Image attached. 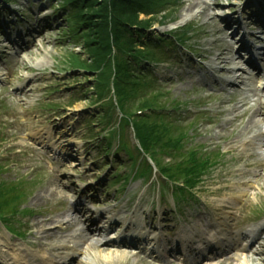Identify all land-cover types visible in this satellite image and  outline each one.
<instances>
[{"label":"rangeland","instance_id":"1","mask_svg":"<svg viewBox=\"0 0 264 264\" xmlns=\"http://www.w3.org/2000/svg\"><path fill=\"white\" fill-rule=\"evenodd\" d=\"M173 1V8H167L154 19L151 31L154 34H166L178 26H185L181 33L186 39V48L192 53L178 47L173 60L170 58L168 62L165 57L166 64L156 67L159 79L157 84L161 87L154 86L150 90L154 92L159 105L171 107L179 102L182 106L181 111L179 105L174 106L181 116L179 121L172 118V126L169 127L174 138L193 127L188 138L191 147H205L206 152L219 155V163L195 190L191 201L178 202L176 207L170 189L164 188L162 191L159 186L160 176L155 174L148 182L136 179L127 183L126 190L117 191L118 184H110L108 191H105L111 168L109 166L103 169L100 165L102 160H110V156L105 158L98 150L101 147V136L98 138L97 134L100 133L101 124L97 121L94 126L89 121L102 109L98 104H90L94 96L87 92L88 87L93 84L94 74L82 73L71 66L75 63L73 53L80 60H87L88 53L84 50L85 37L81 39L72 35V30L67 27L66 12L61 8L62 0H15L9 11H5V6L0 2V28L12 24L15 25L12 26V32H27L29 29L28 32L33 34L32 43L18 55L0 52V163L1 166H6L2 179L31 184L30 187L25 185L26 192L29 191L18 202V208L27 207L35 213L12 218L17 220H11L10 224L24 234L22 238L11 235L0 223V253L6 254L7 260L13 256L23 261L26 256L33 264L42 261L45 256H65L68 253L65 241L78 228L91 229L99 224L98 227L106 231L109 222L115 219L126 222L137 219L140 229L144 222L142 216L146 215L147 221L155 217L157 223H160V218L169 221L172 219L176 224L175 228L182 232H202L205 230L203 226L208 222L214 225L229 224L232 229L239 231L252 221L264 218V160L258 164L260 156L254 150H245L242 145L229 154L226 151L229 144L222 140L223 137H211L217 133L225 137L231 131L229 128L235 124L226 122L225 124L230 125L221 130L219 125L225 120L230 121L235 113L225 111L220 116L215 114L217 110L241 105L239 100H235L234 105H218L221 100H228L231 92L235 95L238 91V98L248 100L252 110L256 108L253 103L256 101L254 92L246 91V84L250 82L245 81L244 84H239L240 88L234 90L226 88L224 93H214L222 88L218 84H222L223 78L233 77L225 69L235 65H231L230 60L226 59L222 63L225 69L219 71L222 65L215 60V56L220 47L236 40L239 34L232 32L239 30L237 20L249 26L253 20L264 15V0H204L206 4H197V0ZM212 3L215 5L208 9ZM15 15L19 19L13 22ZM184 15L187 17L179 20ZM213 15L216 16L218 28L226 25L225 17H232L231 26L221 34L214 32L213 25L207 23ZM140 18L144 19L143 16ZM38 23L39 27L36 29ZM17 24L26 26L20 29L16 27ZM3 36L0 34V50L6 43ZM139 39L143 42L146 37ZM211 66L216 67L210 70ZM245 77L248 75H241L238 81ZM196 78L203 80L200 83L195 81ZM203 81L208 82V85ZM161 89L163 92L171 89L172 95L169 94L168 98L157 97L162 92ZM139 93V96L145 94ZM139 96L134 101L136 107L131 108V111L139 109ZM258 101L263 99L259 98ZM70 102H74V105L70 106ZM252 110L246 117L243 116L241 125H246ZM257 119H260L258 115L255 117ZM262 128L264 129V124ZM124 134H127L130 146L137 145L131 127ZM252 134L254 131L247 133L241 143L244 139L249 141ZM251 152L256 157L235 162L237 155L246 157ZM50 153L56 156L54 167L50 164L53 160L49 158ZM66 156L68 160L65 161ZM45 158L50 159L49 164L45 162ZM252 162L257 164L247 165ZM229 170H233L235 175L229 173ZM239 172L246 174L241 176ZM160 191L163 193L160 194ZM88 195L94 196L92 201ZM79 197L88 205L90 213L83 219L80 227L73 224L72 228L69 223L60 220L66 213H71L69 200ZM160 200L162 203L158 205ZM101 214L104 216L101 222L96 224L89 220ZM66 219L69 220L68 217ZM123 224L116 234L123 232ZM60 226L63 227L61 230L56 229ZM113 229L110 230L111 233ZM91 236L88 235L89 239ZM79 249L75 264H150L127 252H119L116 248L104 245L98 247L94 242L85 241ZM255 250H259V253L253 254L254 260H251V254L243 256V264H264V241ZM1 262L3 263V259L0 255V264ZM221 264L238 263L232 259L222 261Z\"/></svg>","mask_w":264,"mask_h":264},{"label":"trees","instance_id":"2","mask_svg":"<svg viewBox=\"0 0 264 264\" xmlns=\"http://www.w3.org/2000/svg\"><path fill=\"white\" fill-rule=\"evenodd\" d=\"M63 8L67 10L68 27L73 35L82 39L85 37L84 50L88 53V59L80 60L73 55L75 63L73 68L82 71H94L105 67V75L96 79L95 87L99 91V84L107 80L111 73L115 74L113 84L117 92L116 97L120 102L123 113H131L136 107L134 101L139 96L138 111L144 112L132 121L137 128L139 139L144 150L150 154L166 153L173 158L180 157L177 151L183 149L182 140L187 132L174 138L169 131L172 126L171 115L174 106L159 105L155 100L152 87H161L150 74L142 72L137 74V65H143L147 61L158 62L151 49H141L136 46V36L145 35L154 23V19L160 16L167 8L175 3L173 0H62ZM140 16H144L141 19ZM166 17H164L165 19ZM174 36V35H173ZM159 37V36H157ZM175 38V36H174ZM167 42V38H160ZM151 43V41L149 42ZM106 65V66H105ZM101 77V78H100ZM109 85L106 82L104 87ZM102 87V91L104 90ZM160 90V89H159ZM157 97H169V92L161 89ZM165 93V94H164ZM102 95V93H99ZM166 98V99H167ZM134 109V108H133ZM123 123L128 122L124 119ZM182 139V140H181ZM177 154H176V153ZM205 161H196L192 169L174 166L166 168V174L170 179L186 178V183L192 185L193 177L199 170L206 169ZM169 172V173H168ZM192 175V176H190ZM190 176V177H189ZM189 177V178H188ZM14 188L0 183V216L7 212H14Z\"/></svg>","mask_w":264,"mask_h":264},{"label":"bare ground","instance_id":"3","mask_svg":"<svg viewBox=\"0 0 264 264\" xmlns=\"http://www.w3.org/2000/svg\"><path fill=\"white\" fill-rule=\"evenodd\" d=\"M196 2H197V4L198 3L206 4V2L204 0H197ZM214 5L215 4L212 3L211 5L208 6V9H209V7H212ZM186 17L187 16L184 15L179 20H181L183 18L185 19ZM224 20L226 22V27L225 28H221V29L217 27L216 16H214V15L210 16L209 22H207V23H210L211 25H213L214 32L221 34V33L224 32V29H226V28L231 26L232 17L231 18L230 17H225ZM239 28L242 29L241 25H239ZM233 32H235V30H233ZM243 32H244V36L245 37H246V35L249 34L246 30H243ZM237 42L238 43L240 42L241 44H243L241 40H239ZM233 51H234L233 50V44L228 43V45H226V46H224L222 48L221 47L219 48V51L217 52V54L215 56V60L219 64L222 65V63H224V61L226 59H231V58H229L228 55H232ZM223 69H225V66L223 67V65H222L220 70L223 71ZM227 71L232 72L233 69H227ZM259 74H261L262 77L264 76V66L263 65H261V68H259ZM223 85L226 86V87H230V88L233 87L234 88V87H236V82H235V80L233 81L232 79L225 78V79H223ZM261 96L264 98V88H263V93H262ZM233 102H234V98H232L231 100H221L220 102H218V105L222 106L225 103H233ZM241 107H244V110L242 112L240 111V112H237L235 114L234 119H233L234 120L233 122H235V124H233V126L230 127V128L228 127L231 130L228 133V135H226L224 137V135H219L217 133L214 136H211V137H216V138H222L223 137L222 140H224L227 144H229V147L227 148V151H230L231 153L234 152V149L237 148V146H239V144L242 145L241 139L244 136H246L247 133H250L252 131L255 132V134H253L251 136V140H256V138L258 136H264L263 129L261 128L262 124H264V102H257L256 108L254 109L252 115H250L248 117V119H247V121L245 123L246 125L243 124L244 126L241 125L242 124V119H243L242 117L244 115H246V112L250 111L251 107H249L248 102H247L246 99L242 101ZM237 110H238L237 108L233 107L230 111H232V113H235V111H237ZM223 112H224V110H218L217 114L219 115L220 113L222 114ZM253 115L255 117H257V115H258L260 117V119L255 120ZM226 122H231V121H226L225 120V122L223 124L219 125L221 130H225V127L230 125V124H225ZM224 124H225V126H224ZM242 142H245V140L244 141L242 140ZM248 146L252 147L253 145L249 143ZM260 147L261 148L264 147V143H261ZM243 158H245V157L244 156H242V157L238 156L237 159L235 160V162L236 163L241 162L243 160ZM229 173L234 174L233 170H229ZM238 174L242 176V175H245L246 173L245 172H243V173L239 172ZM262 232H264V227L257 231L256 236L253 237V239H252L250 247H248L247 249H251L256 242H259V239L262 237ZM237 256L238 255L236 253L233 254V257H235V258H237L239 260L238 264H243V260L239 259V257H237ZM251 260L253 261L254 258L251 259ZM13 264H21V263L19 261L17 262L16 260H13Z\"/></svg>","mask_w":264,"mask_h":264}]
</instances>
